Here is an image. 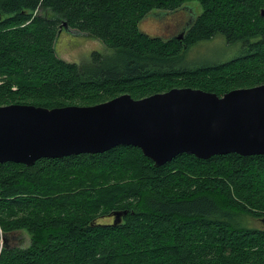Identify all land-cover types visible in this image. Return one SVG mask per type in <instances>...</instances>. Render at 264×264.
I'll list each match as a JSON object with an SVG mask.
<instances>
[{"label": "trees", "instance_id": "obj_1", "mask_svg": "<svg viewBox=\"0 0 264 264\" xmlns=\"http://www.w3.org/2000/svg\"><path fill=\"white\" fill-rule=\"evenodd\" d=\"M181 10L191 22L180 40L139 29L151 12ZM262 10L264 0H0V106H93L173 88L222 96L261 85ZM67 30L104 51L65 62L55 44ZM214 39L234 56L184 65L191 47ZM244 215L264 219V155L181 154L155 167L138 148L118 146L0 164V264H264V228H246ZM18 232L27 247L1 244Z\"/></svg>", "mask_w": 264, "mask_h": 264}, {"label": "water", "instance_id": "obj_2", "mask_svg": "<svg viewBox=\"0 0 264 264\" xmlns=\"http://www.w3.org/2000/svg\"><path fill=\"white\" fill-rule=\"evenodd\" d=\"M118 146L138 148L155 167L181 154L264 155V83L222 96L173 88L93 106H0V164L31 166L43 158L100 154ZM120 215L114 213L115 223Z\"/></svg>", "mask_w": 264, "mask_h": 264}, {"label": "rangeland", "instance_id": "obj_3", "mask_svg": "<svg viewBox=\"0 0 264 264\" xmlns=\"http://www.w3.org/2000/svg\"><path fill=\"white\" fill-rule=\"evenodd\" d=\"M195 7L197 14L201 13V8L196 2L190 3ZM190 7V6H189ZM153 14L144 18L140 24L139 29L143 34L151 38H160L163 40L171 39L172 37H179L181 39V30L188 21V14L181 10L176 13H165L163 11L151 12ZM78 33L67 30L66 33L60 31V35L55 44V52L58 58L68 63L79 64L86 60L92 51H104V46L101 42L86 38L84 35H77ZM235 52L230 55L227 52V46L219 39H214L210 42L201 43L191 47L183 61L184 65L192 66L197 64L217 62L222 58L231 59ZM227 59V60H228ZM3 77L0 75V82ZM243 224L249 229H262L263 224L260 222V217H252L244 215L242 217ZM108 219L107 221H110ZM9 238V241H8ZM29 237L24 232L13 233L2 237L1 244L12 243L13 245L25 248L28 246Z\"/></svg>", "mask_w": 264, "mask_h": 264}, {"label": "flooded vegetation", "instance_id": "obj_4", "mask_svg": "<svg viewBox=\"0 0 264 264\" xmlns=\"http://www.w3.org/2000/svg\"><path fill=\"white\" fill-rule=\"evenodd\" d=\"M191 22V19H189L186 23H185V26L184 28L181 30V37H182V34L184 33V31H186V29L189 27V23Z\"/></svg>", "mask_w": 264, "mask_h": 264}, {"label": "bare ground", "instance_id": "obj_5", "mask_svg": "<svg viewBox=\"0 0 264 264\" xmlns=\"http://www.w3.org/2000/svg\"><path fill=\"white\" fill-rule=\"evenodd\" d=\"M154 164V163H153Z\"/></svg>", "mask_w": 264, "mask_h": 264}]
</instances>
